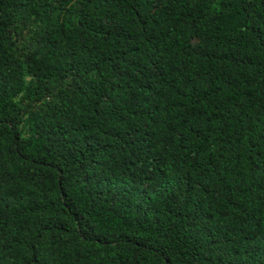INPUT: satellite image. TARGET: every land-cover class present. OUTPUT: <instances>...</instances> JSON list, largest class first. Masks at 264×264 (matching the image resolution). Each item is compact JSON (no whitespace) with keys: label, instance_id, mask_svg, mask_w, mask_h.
I'll return each instance as SVG.
<instances>
[{"label":"trees","instance_id":"obj_1","mask_svg":"<svg viewBox=\"0 0 264 264\" xmlns=\"http://www.w3.org/2000/svg\"><path fill=\"white\" fill-rule=\"evenodd\" d=\"M0 264H264V0H0Z\"/></svg>","mask_w":264,"mask_h":264}]
</instances>
